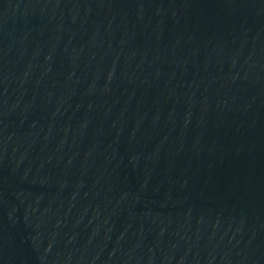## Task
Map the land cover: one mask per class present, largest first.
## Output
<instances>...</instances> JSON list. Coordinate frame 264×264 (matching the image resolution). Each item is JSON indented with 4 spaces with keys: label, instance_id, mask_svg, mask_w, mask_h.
<instances>
[{
    "label": "water",
    "instance_id": "1",
    "mask_svg": "<svg viewBox=\"0 0 264 264\" xmlns=\"http://www.w3.org/2000/svg\"><path fill=\"white\" fill-rule=\"evenodd\" d=\"M0 264H264V0H0Z\"/></svg>",
    "mask_w": 264,
    "mask_h": 264
}]
</instances>
